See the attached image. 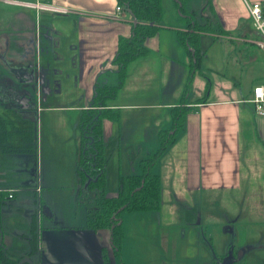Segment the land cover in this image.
Returning a JSON list of instances; mask_svg holds the SVG:
<instances>
[{
    "label": "crops",
    "instance_id": "crops-1",
    "mask_svg": "<svg viewBox=\"0 0 264 264\" xmlns=\"http://www.w3.org/2000/svg\"><path fill=\"white\" fill-rule=\"evenodd\" d=\"M260 1L264 0H207L205 6L210 5V8L207 10V7H203L199 17H196L194 9L190 10V6L186 11L196 22L201 23L199 18L205 20L208 17L213 26H219L222 31L229 33L219 36L218 40L232 38V31L239 30L243 20L249 18L248 5ZM38 5L43 8L37 9ZM116 7V0H0V23L4 21L3 26H10L5 30L0 29V37L5 42L4 46L0 45V50L4 49L5 58L10 59L5 61L13 77L18 67L24 69L34 66L37 92L40 93L42 87L39 88L37 80L38 66L33 65V60L30 61L24 46L28 42L31 44L34 38L38 39V35L30 31V26L35 19L40 18L45 23L42 37L46 45L51 43L56 45L52 49H56L62 47L59 44L67 43L73 50L70 60L73 62L75 59V76L79 72L75 87L80 104H54L50 107L49 97L37 101V111L45 115L49 122H54L55 115H48V112H76L77 115L69 138L66 134L62 142L52 141L54 145L67 144V152L60 153L61 156L59 153L51 156L47 146L46 169L43 174L39 173V182L34 183L35 188L30 186L31 181L26 177L29 159L26 151L16 160L9 157L8 164L15 166L11 171L4 168L6 163L0 157V191L6 192L11 199L23 192L40 193L42 202L48 200L59 211L57 216L49 205H45L51 221L40 228L38 235L41 247L40 250L38 244L39 264H64L63 258L67 264H99L102 261L101 248H109L108 251H111L107 229L92 232L85 227L88 212L95 208L77 201L80 198L81 201L91 200L96 197V192L87 188L78 192L80 185L76 160L77 148L82 141L80 118L86 111L102 110V107L96 108L91 104L95 86L118 85L119 76L110 61L116 54L118 38L132 35L133 17L125 10L120 9L117 13ZM175 15L176 23L165 25L161 22L158 33L145 39L144 45L148 52L127 65L125 77L115 97L105 102V109L116 114V117L102 120L105 191L107 196H114L119 177L139 173L137 160L157 149L158 133L170 128V110L179 102L185 103L190 111L184 117L182 128L152 167V172L159 176L160 181V208L157 211L122 215L120 254L138 263L142 261V264L147 263V252L165 251L168 252L167 257H173L179 249L177 235L180 238L188 236L197 253L209 259L206 264H224V259L220 263L218 258L225 256L228 258L226 263H229L226 250L229 241H235L236 226L242 227V216L245 219L254 216L248 222L245 221V226L249 224L245 228L247 239L250 236L264 237V208L257 205L264 202V190L241 166L243 150L244 158L247 159L253 150L251 144L257 145V138L263 141L264 131H259L256 124L264 120V117L254 115L251 105L246 102L248 99L237 92L230 97L211 91L206 94L209 82L203 85L202 92L194 94L195 86L193 90L191 88L198 79L197 75H201V62L190 80L189 89L184 91L190 56L177 40L176 31L182 29L184 21L177 9ZM55 24L58 29L53 28ZM202 36L208 35L199 38L200 51H204L201 48ZM61 65L64 63L61 62ZM106 71L111 75L102 76ZM57 88L58 91L53 93L55 96L60 92ZM203 96L205 99L202 102L196 101ZM239 104L242 106L237 110ZM30 105V101L22 104L10 97L0 100V131L3 127L8 130L4 137L12 138L19 133L23 135L24 131L16 127L21 125V128L26 129L31 125L32 119L24 117L28 113L36 115ZM247 115L255 122L254 131L243 129V118ZM0 136H3L2 131ZM27 146L23 144L18 150L26 149ZM131 148L139 153V158L134 161L128 157ZM255 149V153L260 155L258 146ZM64 155L73 159L74 169L67 166ZM58 161L67 167L66 174L58 172ZM37 184L40 187H36ZM65 187H69L68 193ZM90 191L94 194H90ZM20 198L22 201L24 196L21 194ZM163 203L166 204L164 212ZM167 212L169 217H163ZM163 229L167 233L172 231L174 235L162 240L160 232ZM43 230L45 232L42 234ZM56 239L59 247H54ZM216 239L223 247H215ZM184 257L187 254L183 249L180 258ZM260 257L259 262L263 264L264 256ZM150 263L162 264L156 259ZM192 264L205 263L197 260Z\"/></svg>",
    "mask_w": 264,
    "mask_h": 264
},
{
    "label": "rangeland",
    "instance_id": "rangeland-1",
    "mask_svg": "<svg viewBox=\"0 0 264 264\" xmlns=\"http://www.w3.org/2000/svg\"><path fill=\"white\" fill-rule=\"evenodd\" d=\"M205 1L207 0H188L186 8L190 6V10L194 9L196 17H199L203 7H207L205 8L207 10L210 8V5L205 6ZM175 11L176 8L174 7L172 0H163L162 22L164 24L176 23L177 18ZM199 20L201 23L204 22L202 18H199ZM3 23L4 21L0 23V29L5 30L10 27L3 26ZM44 24L42 18L35 19L30 26V31L33 30L34 34L38 35V39L34 38L31 44H29V42L24 44L27 49V54L31 59L30 61L33 60V65L36 64L39 69L37 80L39 88L42 87L40 93L39 91L37 92L38 87L35 80L30 83H20L16 76L13 77L10 74V72L12 73L11 68L6 66L5 61L10 59L5 58L4 49L0 50V100L8 99L10 97L12 100L22 102L23 104V97L26 93L27 96H29L28 101H30V107H32L33 112L36 113V115L33 113L24 114V117L32 119L31 125L27 126L26 129L21 128V125L16 127L18 130L24 131L23 135H20L21 133H19L17 136L15 135V137L6 138L4 137V133L7 129L5 127L1 129L3 136H0V157H3L6 163L4 164V168L11 171L15 166L8 164L9 157L12 156L16 160L19 157H22V154H24L23 151H26V154L29 157L27 160L28 170L26 177L29 182L31 181L30 186H33V188H35L34 183L36 184L39 182V173L41 172L43 174V170L45 171L46 169V160L48 157L47 146H49L48 150L51 152V156H56V154L62 152L65 154L67 152V144L54 145L52 141L57 140L62 142V140L66 138V134L69 138L70 134L73 132L72 123H74L77 115L76 112H48V115H55L54 122H49L45 115L43 116L42 113L37 111V101L43 97H49V101L51 102L50 107L54 104L70 106L81 103L80 99L76 96L78 90L75 87L76 82L79 80V72L77 71L75 76V59L73 62L70 60L73 55V50L67 46V43L59 44L62 47L56 49H52V47L56 45L51 43L46 45L45 40L42 37ZM213 27L215 31H217V27ZM53 28L58 29V25L55 24ZM230 36L232 38H220L218 40L213 36H202L201 48L206 52V55L201 61V75H197V83L194 82L191 88V90H193V87L195 86L193 91L194 94L202 92L203 85L206 82H209V88L205 89L206 94L211 91L215 94L221 93L226 97H230L234 96V93L237 92L238 95L243 96L245 99H249L255 85H264V40L255 33L251 20L249 18L244 19L243 26L235 32L232 31ZM4 44L5 42L3 38L0 37V45L4 46ZM24 56L25 55H23V58ZM61 62H63L64 65H61ZM104 75L111 74L109 71H106L105 74H102V76ZM57 87H59L60 92L55 96L53 93L58 91ZM24 89L27 90L24 91ZM6 95L9 97L7 98ZM214 97L215 96L212 98ZM241 106L242 104H239L237 110ZM242 124L244 126L243 129L254 131L253 126L255 122L248 115L243 118ZM256 126L259 131H264V120L258 121ZM61 133H63L62 136H60ZM23 144L28 145L26 149L21 150L20 148V150H18V147ZM251 145L253 146V150L249 153V158L245 159L244 150L242 152L243 160L241 166L243 170H246L250 174L251 179L256 181L260 188L264 190V138L263 141L257 138V145ZM257 146L260 155L255 153V148ZM64 160L68 162V167L74 169L72 158H68L64 155ZM56 165L58 167V172L60 171L63 175L66 174L67 167L64 164H61V162L58 161ZM36 187H40V185L37 184ZM65 190L68 193L69 187H65ZM21 194L24 196L22 201L20 198ZM90 194L93 195V191H90ZM80 199H78L77 202L87 203L90 207H93L95 208L94 210H96V197H92L91 200L82 199L81 201ZM45 205H49L58 216L59 211L55 207V204L50 203L48 200L42 202L40 193L35 194L33 191L20 193L13 199L7 197L0 205V223L3 231L2 235L5 248L9 252L18 255H23L25 251L28 252L25 255L30 256L28 259L35 264H39L40 259V243L38 237L40 228H43V225L47 221H51V218H49L50 212ZM257 205L259 208H264V202H260ZM164 210H166L165 203H163V212ZM163 217H169V213H165ZM253 217L254 216H249L245 219L242 216V227L239 228L236 226L235 241L234 239L229 241V246L226 250V253L229 255V263H226L228 262V258H225V256L223 258L224 264H260L259 257L264 256V237L250 236L247 239L245 235V228L249 227V224L245 226V221L248 222L250 219H253ZM59 224L64 225L62 222H59ZM43 232L45 231L43 230L42 234ZM55 232L59 234V231L55 230ZM173 235L172 231L167 233L164 229L160 232L162 240H166ZM176 238L178 240L179 249L175 256L167 257L168 252L165 251L147 252L146 264H153L150 263V261H154L155 259L161 261L162 264H171L173 262L176 264H192L197 260H200L205 264L208 263L209 259H206L204 256H200L197 253L193 241L190 240L188 236L180 238L176 235ZM45 242L46 241L44 240L43 243ZM64 244L65 241H63V245ZM33 245L35 248H32ZM214 245L215 247H223L217 239L215 240ZM55 246L59 247L57 239L54 242V247ZM183 249L185 250L187 257L180 258V253ZM108 250L109 248H107V264H117V259H115L112 256L111 251ZM121 256L124 264H142V261L138 263V261L127 258L124 254ZM69 261H72V258H69ZM74 261H76V259H74ZM77 261L81 263L79 259ZM62 263L67 264L68 262L63 258ZM100 263L105 264L103 260H100L99 264Z\"/></svg>",
    "mask_w": 264,
    "mask_h": 264
},
{
    "label": "trees",
    "instance_id": "trees-1",
    "mask_svg": "<svg viewBox=\"0 0 264 264\" xmlns=\"http://www.w3.org/2000/svg\"><path fill=\"white\" fill-rule=\"evenodd\" d=\"M188 0H172L184 25L176 31L178 42L186 48L189 53L188 78L184 91L189 89L190 80L198 71L199 64L204 56L200 51L199 38L208 35L218 38L221 35H229L217 26L213 28L212 21L206 17L203 23L196 22L192 15L186 11ZM116 6L127 11L136 23L132 27V35L128 38L119 37L117 51L111 59L110 64L119 76L117 86H95L91 104L99 111H86L80 118V131L82 141L77 148L76 174L80 185L78 192L84 189L95 190L96 210L89 211L86 219V228L97 232L107 229L109 232L110 250L112 256L121 261V243L123 239V228L121 224L124 213L138 211H157L160 208V181L159 176L152 172L153 165L165 153L169 145L174 141L176 133L182 128L184 117L190 108L180 102L170 110L171 124L169 129L161 130L158 135L157 149L146 157L139 158V153L131 148L128 152L129 160L138 159L139 173L121 176L118 179L117 192L114 196H107L105 191L104 167V144L102 141V120L106 117H116L114 111L105 109V102L113 99L116 91L120 88L125 77L127 65L145 55V39L154 37L160 28L163 14V0H116ZM205 96L197 99L202 102ZM110 115V116H108ZM7 198V193L0 191V205ZM3 231L0 223V264H32L27 255H18L9 252L3 242ZM32 248H35L33 245ZM32 252V250H31ZM102 260L107 264V250L101 248ZM220 263L223 258H218ZM264 264V262H263Z\"/></svg>",
    "mask_w": 264,
    "mask_h": 264
},
{
    "label": "built area",
    "instance_id": "built-area-1",
    "mask_svg": "<svg viewBox=\"0 0 264 264\" xmlns=\"http://www.w3.org/2000/svg\"><path fill=\"white\" fill-rule=\"evenodd\" d=\"M250 8V20L256 34L264 40V1L253 2L248 5ZM37 9L43 8L37 6ZM116 12H120V8L116 7ZM254 92L248 103L251 105V110L254 109L259 117H264V90L260 86L254 87Z\"/></svg>",
    "mask_w": 264,
    "mask_h": 264
},
{
    "label": "water",
    "instance_id": "water-1",
    "mask_svg": "<svg viewBox=\"0 0 264 264\" xmlns=\"http://www.w3.org/2000/svg\"><path fill=\"white\" fill-rule=\"evenodd\" d=\"M135 23H136V20L133 18V24L135 25ZM28 69H29V67H26L24 69H22V68L15 69V71H14L15 76L18 77V78L17 77L16 78L19 80L20 83H30V82L35 80V75H34L33 71L30 70V72H27ZM23 101L24 102L28 101L27 94H24Z\"/></svg>",
    "mask_w": 264,
    "mask_h": 264
},
{
    "label": "bare ground",
    "instance_id": "bare-ground-1",
    "mask_svg": "<svg viewBox=\"0 0 264 264\" xmlns=\"http://www.w3.org/2000/svg\"><path fill=\"white\" fill-rule=\"evenodd\" d=\"M248 14H249V18H250V8H249V7H248ZM258 86H260V87L264 90V85H258ZM253 89H254V88H253ZM253 89H252V92H251V97H252L253 92H254ZM251 97H250V98H251ZM250 98L246 101L247 103H248V101L250 100ZM252 111H253L254 115H256L257 117H259L258 114H257V112H256L254 109H252Z\"/></svg>",
    "mask_w": 264,
    "mask_h": 264
},
{
    "label": "flooded vegetation",
    "instance_id": "flooded-vegetation-1",
    "mask_svg": "<svg viewBox=\"0 0 264 264\" xmlns=\"http://www.w3.org/2000/svg\"><path fill=\"white\" fill-rule=\"evenodd\" d=\"M18 68H20V67H18ZM25 68H26V67H25ZM30 70L34 71V70H33V67H30V66H29V69H28L27 72H30ZM33 73H35V72H33Z\"/></svg>",
    "mask_w": 264,
    "mask_h": 264
}]
</instances>
